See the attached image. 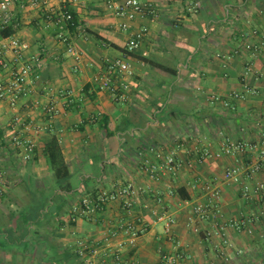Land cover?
<instances>
[{"label":"crops","instance_id":"obj_1","mask_svg":"<svg viewBox=\"0 0 264 264\" xmlns=\"http://www.w3.org/2000/svg\"><path fill=\"white\" fill-rule=\"evenodd\" d=\"M27 1L13 3L12 35L26 43L24 57L41 53L46 65L14 107L0 101V264H86L76 253L78 241L102 247L108 229L131 217L146 230L121 249L130 264H264V202L244 199L223 177L231 165L256 161L264 148V0H149L155 15L136 16L127 30L119 28L122 19L105 0L20 6ZM191 2L198 3L194 12ZM62 8L85 29L70 32L78 61L55 38L46 17ZM143 25L146 34L128 51L132 31ZM246 42L254 48L246 49ZM105 58L131 65L125 101L94 81ZM5 76L0 69V78ZM246 84L252 91L230 100L233 108L212 99ZM48 101L55 105L52 116L41 111ZM15 118L29 126L11 128ZM219 132L256 143L257 149L224 152ZM15 135L34 143L30 159L22 158V148L11 139ZM52 137L68 166L67 191L53 180L46 161L44 146ZM176 138L182 143L176 153L180 169L151 177L143 167ZM203 147L220 155L198 161ZM254 178L264 181V166ZM205 180L219 190L220 212L199 218L192 210L207 199ZM126 183L138 189L129 214L118 200L90 216L70 212L83 195ZM179 186L188 199L175 193ZM169 216L174 222L165 228ZM231 220L240 227L229 225Z\"/></svg>","mask_w":264,"mask_h":264},{"label":"built area","instance_id":"obj_2","mask_svg":"<svg viewBox=\"0 0 264 264\" xmlns=\"http://www.w3.org/2000/svg\"><path fill=\"white\" fill-rule=\"evenodd\" d=\"M86 0H82L84 5ZM15 0H0V28L14 23L13 3ZM46 0H28L27 3H20L21 7L29 6L36 7L40 4H45ZM105 5L114 15L121 18L119 28L127 30L130 28L129 21L136 16L155 15L154 7L149 0H105ZM198 8L197 2H191L188 5L190 11H196ZM47 20L50 21L56 28L55 38L64 45L65 50L75 60H80L81 54L71 42L70 32L79 30L85 33L84 27L79 25L71 10L67 8L59 9L58 11L49 10L46 15ZM147 27L145 25L135 29L131 33V38L127 42L125 48L128 51L135 49L142 37L146 34ZM26 43L20 41L12 34L2 37L0 40V69L4 70L6 76L0 78V101H6L9 106L14 107L18 99L25 96L29 92V85L34 76L40 72L46 65L45 58L41 53H36L30 57H24L22 50L26 47ZM246 49H253L254 44L246 42ZM6 52H11L13 57L7 60L4 57ZM245 71L251 72V65H245ZM133 71L131 65L120 58H105V69L103 72L94 77L97 87L101 90L107 91L110 96L117 101H125L130 90L129 78ZM252 91L246 84L243 85L242 91H233L226 98L219 99L218 96H212L213 100H220L224 107L233 108L230 100H237L242 96ZM58 94L64 95L63 91H58ZM71 100L68 99V102ZM46 115L52 116L55 112V105L52 101L46 102L42 108ZM16 125L22 127L29 126L24 120L14 119L11 123V128H16ZM36 128L40 126L36 125ZM220 150L224 152H232L243 155L247 150H252L257 147L256 143L250 141H242L227 134L220 133ZM12 141L15 145L22 148V158L24 160L30 159L33 151L34 143L31 139L25 137L13 136ZM180 138H176L173 146L166 150L157 149L154 151V159L150 161L143 170H145L151 177L159 178L162 174L176 173L180 169V160L176 158V153L180 150ZM257 149V148H256ZM220 152H211L208 147H203L198 151L196 160L203 159L214 155L218 157ZM264 148L258 149V159L250 165L234 164L227 167L223 172V177L228 183H233L238 186L240 195L247 200L257 199L264 202V181L256 180L254 175L259 172L264 166ZM202 189L207 193V199L204 203H198L193 207V215L195 217L204 218L209 216L208 212L212 211L213 215L218 214L219 211V190L212 184L211 181L205 180L202 183ZM138 193L137 187L131 183H126L115 187L110 191H101L96 195H83L78 205L71 208V213L78 215H91L101 212L104 206L109 201H117L121 210L129 214L133 205V201ZM160 201L159 198H156ZM212 215V216H213ZM162 218V215H160ZM174 222L173 217L165 219V228ZM234 228L238 229L240 226L238 221L231 220L228 223ZM146 230V225L135 218H124L120 221L116 228H109L107 235L103 238V246L97 247L87 244L83 241H78L77 255L80 258H85L86 264H130L123 258L121 249L125 245H132L135 239ZM121 235L123 237H121ZM119 236V239L113 244L111 239ZM96 255L98 259H96ZM98 261H96V260ZM170 262H175L174 258H166Z\"/></svg>","mask_w":264,"mask_h":264},{"label":"trees","instance_id":"obj_3","mask_svg":"<svg viewBox=\"0 0 264 264\" xmlns=\"http://www.w3.org/2000/svg\"><path fill=\"white\" fill-rule=\"evenodd\" d=\"M74 15V14H73ZM14 32L12 24L0 28V37H6ZM46 161L52 173L53 180L65 191L69 190L70 183L68 182L69 170L63 159L61 149L55 137H52L44 146ZM175 193L181 199H188V194L182 186L175 189Z\"/></svg>","mask_w":264,"mask_h":264}]
</instances>
